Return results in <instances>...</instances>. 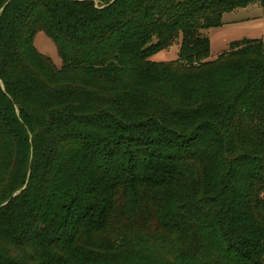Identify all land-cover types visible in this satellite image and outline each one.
I'll use <instances>...</instances> for the list:
<instances>
[{
	"label": "trees",
	"instance_id": "1",
	"mask_svg": "<svg viewBox=\"0 0 264 264\" xmlns=\"http://www.w3.org/2000/svg\"><path fill=\"white\" fill-rule=\"evenodd\" d=\"M250 6L0 0V264H264V43L203 35Z\"/></svg>",
	"mask_w": 264,
	"mask_h": 264
},
{
	"label": "rangeland",
	"instance_id": "2",
	"mask_svg": "<svg viewBox=\"0 0 264 264\" xmlns=\"http://www.w3.org/2000/svg\"><path fill=\"white\" fill-rule=\"evenodd\" d=\"M211 41V57L217 59L228 51L231 43L243 39L258 40L264 43V11L260 6H250L223 16V25L203 32ZM181 39L174 46L154 55L151 60L158 63H169L179 58ZM37 50L52 59L54 64L62 67V61L54 43L44 33H39L35 39Z\"/></svg>",
	"mask_w": 264,
	"mask_h": 264
},
{
	"label": "water",
	"instance_id": "3",
	"mask_svg": "<svg viewBox=\"0 0 264 264\" xmlns=\"http://www.w3.org/2000/svg\"><path fill=\"white\" fill-rule=\"evenodd\" d=\"M21 193V192H20ZM19 194V193H18Z\"/></svg>",
	"mask_w": 264,
	"mask_h": 264
}]
</instances>
